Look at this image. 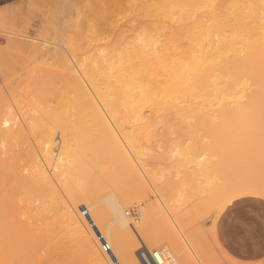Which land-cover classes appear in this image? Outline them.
Returning <instances> with one entry per match:
<instances>
[{
  "label": "bare ground",
  "instance_id": "bare-ground-1",
  "mask_svg": "<svg viewBox=\"0 0 264 264\" xmlns=\"http://www.w3.org/2000/svg\"><path fill=\"white\" fill-rule=\"evenodd\" d=\"M86 3L82 20L79 17L81 21L78 19L80 22L74 24V35L65 42L52 40L51 51L39 44L42 42L9 36L6 37L8 49L3 46L5 52L0 54V59L5 57L9 61L25 54L35 56L36 62L52 61L47 64L49 67L37 68L30 79L41 90L35 99L0 97V264H70L74 256L79 264H178V261L187 264V254H184L186 260L180 259L174 248L191 242L179 225L177 212L169 209L165 213L159 206L154 210L155 205L143 209V216L150 219L158 214L153 220L158 219L162 230L154 235L152 225L157 221L136 224L124 210L132 204L130 193L135 191L143 199L150 195L159 198L170 193L178 181L189 188L204 177L211 179L209 175L219 174L223 168L222 151L235 140L225 137V141L218 142L213 137L214 131L225 125H228L225 130L234 129L231 119L255 117L256 121V116L264 115V0H90ZM124 10L129 13L126 17ZM188 118L193 122L197 118L194 123L191 121L195 127H207L211 132L212 135L204 131L210 137L205 145L211 146L212 152L207 150L212 154L202 160L201 167L199 156L205 149L196 147L198 141L195 147L190 143L181 146L180 140L173 145L168 142L166 159L174 166L169 167L172 172L175 168L174 179L171 180L173 173L169 169L172 175L167 178L171 181L165 180L167 184L162 187H148L139 170L151 169L145 165L152 147L165 144L154 137L155 133L158 130L164 133L178 120ZM247 122L250 123L248 119ZM240 137L235 147L247 145L255 149L254 138L247 134L251 144L247 138L240 141ZM229 155L226 152L223 157L227 160ZM152 164L155 167L156 163ZM227 164L224 163V168ZM198 165L199 173L194 168ZM157 167L163 168L162 164ZM227 175L214 182L203 199L193 203L196 212L191 218L186 214L191 223L198 224L193 228L195 231L190 228L189 234L195 239H203L210 230L207 226L201 230L200 223L223 198L239 188L259 191L264 187L256 177ZM95 187L114 190L107 199L108 208L100 196L103 192L99 196L94 194ZM166 198L163 203L168 207ZM85 211L87 214L83 215ZM136 236L148 239L144 242L150 244L167 241L164 250L165 245H161L162 250L158 247L163 256L157 257V263H152L144 252H135ZM102 241L110 245L111 252L101 250Z\"/></svg>",
  "mask_w": 264,
  "mask_h": 264
},
{
  "label": "rangeland",
  "instance_id": "rangeland-1",
  "mask_svg": "<svg viewBox=\"0 0 264 264\" xmlns=\"http://www.w3.org/2000/svg\"><path fill=\"white\" fill-rule=\"evenodd\" d=\"M67 1H68V3H70L69 5L72 6V8H70V6L68 5ZM80 1H82V0H80ZM80 1H77V0H50L51 3L49 4V0H15L12 3L5 4L4 6L0 7V12H2V13H0V38H2L1 39L2 42H0V54H3L5 52L4 50L8 47L7 46L8 42H7L6 39L10 38V37H12V39H14L17 36H19V38H21V37L25 38L26 37L25 40L31 39L33 41H37L38 43L42 42V43H39V44L41 46L44 45L42 47H44V49L46 51H47L48 48H49L48 50L51 51V46L53 45V41L52 40L57 39V40H60V41L62 40V42H65V41L69 40V38H71L74 35V30H75V25H76L75 23L76 22L77 23L80 22L82 20V18H83L82 14H84L85 11H83L84 9L82 10V8L87 4L86 1L89 2L90 0H86V1L83 0L82 3ZM65 2H66V4H65ZM64 4H65V6H64ZM66 7H68L67 10H69V9L70 10L67 11ZM71 10H72V12H71ZM126 11H125V13H123V11H122V13L125 14V17L127 15H129V13H127L129 10L127 12ZM67 12H68V14H67ZM70 13H72V15ZM66 15H68V17ZM116 16H117V14L115 15V17ZM72 17H74V19ZM79 17H80L81 20L79 19ZM41 18H43L44 20L41 19ZM76 19H77V21H76ZM78 19L80 21H78ZM50 20H53V21H50ZM116 20H118V18ZM36 22H37V24H36ZM55 24H56V26H54ZM39 29H40V32H39ZM59 33L60 34L62 33V34L60 35ZM66 33H68L69 35L66 34ZM72 33H73V35H72ZM23 34H25V35H23ZM63 34H66V36L65 35H64L65 37L62 36ZM2 35H3V37H2ZM8 40H10V39H8ZM45 44L47 45V47H46ZM10 45H11V42L9 41V46ZM3 46L6 47V48H4ZM32 57H34V58H32ZM16 58L11 60V61H9V58H5V57H4V59H0L1 60L0 61V97H6L7 99H30V98L35 99L34 98L35 94H37L41 90H38L37 87H35L36 85L33 83L34 81L30 80V79H33L32 76L34 75V72L38 71L37 68H39V70H41L42 68L49 67L50 65H47V64L48 63L51 64L52 61L51 62H50V60L49 61L48 60L43 61V59H41V60L39 59L43 63L38 61L39 62V64H38V62H36L38 59L35 56H32V54H25V57L17 58V59ZM35 59H37V60H35ZM14 60L16 62H13ZM44 62H47V63L44 64ZM26 71H28V72H26ZM22 73L23 74L27 73V74L21 76ZM19 76H21V79H19ZM18 79L21 80V81H19ZM41 89H43V87H41ZM12 103H14V102L12 101ZM260 116L262 117L264 115H260ZM260 116H256L257 117L256 119H258L256 121H255V117L252 118V119L251 118H247L248 121H250V123L247 122L246 118H244V120L242 118H240V119L239 118L238 119H231V124H235L234 129H236V130L232 129L233 127L228 129V130L227 129L225 130V127H226V125H225L223 127L220 126L219 128H217V130L214 131L215 135H213V137L217 138L218 142L225 141V137H227V138L229 137L230 139L233 138L232 140H235L232 143H230L231 144V145H229L230 147L229 146L227 147L226 150H228V151H226V150L222 151V154H221L222 164H221V166H223V168H222L221 172H223V171L224 172L223 173L220 172L219 174H215L214 173L217 176V177L216 176L215 177L218 178V179H216L213 176L214 174H212V175H209L210 177L212 176L211 179H208V177H204L203 180L201 179V181L197 182L194 186L189 187V188L187 186H185V185L181 186V181H178L179 184L177 183L178 185L177 184L174 185V187H176V188L173 187L172 188L173 190L170 193L164 195L165 197L162 196V197H159V198H158V196L154 197V195H152V196L150 195V196L144 197V199H143L141 196H137V194H136L137 191H135L136 193H133L135 195L130 193L131 197H133L132 201H131L132 204L130 203V205H128V207L125 208L124 212H125L126 216L130 220H133L136 224H143V223L147 224V223H149L148 221H151V219L153 220V218H156L157 215H158V214H155L156 217H155V215H153L154 217L152 216L151 219L148 216H143V213H142L143 211L142 210L146 209L148 205H151V206L155 205L154 210L158 209L159 207H161L163 212H165V213H168V211L170 212V210L172 212L173 211L177 212L178 216H180V220L178 221L179 225L183 228L185 236L187 237L188 241H189V238H190L191 242L189 241L190 245L187 242H184L182 246L181 245H175L174 248L177 251L176 253L178 255V258L184 259V260L187 259L186 260L187 264H204V263L205 264H210V262H211V264H224V263L226 264V262H227V264H261V261H264V258L262 260L256 262V263H248V262H243L241 260H249V259H255V258L264 257V198H261L259 196H249V197H245V198L242 199V201L240 203H241L242 207L246 211V216H245V218L243 220H241L238 217H236L235 214H230V215H227L225 217V219H224L223 223L221 224V226L218 229L215 230V235H216L215 236V240H216V244L218 245L219 251H217L216 248L213 247L212 243L209 240L208 236L210 234L213 235V229L207 226V218L200 223V228H201V230H203V228H205V226H207L206 228H209L210 229V230L208 229L209 231L212 230V233L209 234L208 233L209 231L205 232L204 233L205 237L203 236L204 237L203 239H201V238L195 239L194 237H192V235L189 234L191 232L190 228L191 229L196 228V226L198 225L195 222L191 223V221L189 219V218H191L192 214L194 212H196L195 211L196 207H193V203L194 202L197 203L201 199H203V197H205L206 194L208 193L207 189L209 191V189H211V187L213 186L214 182H217V180L219 181V178L221 176H222L221 179H223L225 177H228V175L226 176V174H229V176H230L231 174L233 175V173H234V175H237V176L243 177V178L244 177L245 178L246 177L247 178L256 177L254 179H257L258 181H260L261 184L263 183V185H264V131H263L264 130V125L262 127V124H264V120H263L264 117L261 118ZM191 119L190 118H188L187 120L186 119H182L183 121H180L181 120L180 119V120L177 121V124H175V126L172 127L173 129L170 127L168 129L163 130L164 133L161 130L160 131L158 130V132H156L157 135L155 133L154 137L157 140L160 139L158 141H160V142L163 141V144L165 142V144L163 145L164 147H158L156 145L152 147V149L150 151V155H149L148 159L146 160L147 162H146V165H145V166H147V168L151 167V169L148 170L149 172L145 171L143 169V168H146V167H143L142 170H139V169H141L140 168L141 165H139L140 167L137 165L139 167V168L137 167V169L140 171V174L142 175L141 177H143V179H144V181H145V183L147 184L148 187H151V185L152 186H160V187H162L165 184H167V182H169V181L174 179V172H175L174 170H175V168H173V172H172V170L170 168H172L174 166L171 165V164L169 165V162L166 159L168 157L167 154H166L167 153L166 149H167V151H169V149H170L169 145H173L174 143L176 144V143L182 141V142H180L181 146H185L183 144H186V146L191 144V145H193L195 147V145L197 144V141H198L200 145L197 144L196 147L200 148V146H201V149H205V150H201L200 149L203 152L202 156L201 155L199 156L201 161L198 158L199 162L201 163V167H202V160L207 159V157L209 158L210 154H212L211 153L212 152L211 151L212 150L211 146L209 147V145H207V144L205 145V143H206L205 140L210 139V137L207 134L208 133L211 134V132H208L206 130L207 127H206V129L205 128L203 129V126L201 127L200 125H196V127H195V124H193V123L195 122V120H197V118L194 119V122L192 121L193 119L192 120ZM200 120H209V119L200 118ZM240 120L242 121L241 127L239 125V124H241ZM234 121H235V123H234ZM236 121L238 123H236ZM252 121L254 122V125H253ZM257 121H258V123H257ZM244 123H245V127H244ZM185 124L186 125L188 124L187 127H186ZM236 124H238V125H236ZM249 124H250V127H249ZM181 125H182V127H181ZM189 125H190L191 128H193L192 130L189 127ZM210 125L208 127H210ZM251 125H252V127H251ZM259 125H260L261 128L259 127ZM227 127H228V125H227ZM246 127H247V129H246ZM254 127H255V129H253ZM198 128H202L203 131H202V129L200 130ZM250 128H251V131L253 130V132L248 130ZM195 129H197V130H195ZM239 129H242V130L238 131ZM188 130H189V132H187ZM218 130H220V132ZM233 130L238 132V133H234L233 134V132H234ZM244 130H246V131H244ZM194 131H196V132H194ZM201 131H202V133H201ZM204 131H206L207 134ZM216 131H217V133H216ZM228 131H230L231 133H229V135L227 136ZM197 132H199L201 134H199ZM223 132H224V134H223ZM241 133H243L244 135H242ZM202 134L204 136H201ZM236 134H237L238 137L234 139V137H232V136L236 135ZM238 134L241 135V137L239 139L240 141H242L245 138H247L246 140L248 141V139H249L248 137L249 136L254 138L253 139V143L255 144L254 145L255 149L254 148L252 149L251 148L252 146H248L247 147V145L235 147V145H237L239 143V141H238L239 135ZM247 134H248V137H247ZM158 135H161L162 137L158 136ZM164 135L166 137H164ZM242 136H244V138ZM201 137L202 138L204 137V138L202 139ZM251 137H250L248 142H251V144H253L252 140H251ZM190 139H192V140H190ZM201 139L203 140V142H201L202 141ZM246 140H244V141H246ZM254 140L255 141L257 140V142L258 141L259 142L261 141V142L260 143L258 142L259 143L258 144L257 142H254ZM170 141H171V143H170ZM195 141H196V143H195ZM236 141H238V142H236ZM168 142H169V145H168ZM184 142H188V143H184ZM202 143H203V145H202ZM261 143H262V145H261ZM166 144H167V148L165 149V147H166L165 145ZM249 145H250V143H249ZM257 145H259L260 147L257 146ZM206 147H208V148H206ZM241 147H242V150H241ZM237 148H239V149L237 150ZM207 149H209L211 152L208 151ZM231 149H233V150H231ZM243 149L245 151H247V152H245ZM206 150H207V152H204ZM251 150H253V151L256 150V151L253 152ZM225 151L228 152L229 154H231V156L230 155L228 156L227 160L225 159V156L223 157L224 153L226 155ZM249 152H251V153H249ZM205 153H208V154L206 155ZM245 153H247V154H245ZM202 157H203V159H202ZM231 157H233V159ZM153 158H154V160H153ZM155 158L158 159L159 161H157ZM226 158H227V156H226ZM160 159H161V161L164 160L163 163L160 162ZM235 161L236 162L238 161V162L236 163ZM154 162L156 163L157 166H160L162 164L163 168L162 169H161V167L158 168L156 165L154 167V164H152ZM232 162L235 163V164H233ZM159 163H161V164L159 165ZM224 163H226V164L228 163L227 165H225L226 168H224ZM167 165H168V167L164 168ZM199 166L200 165L194 167L195 169H199L198 173L201 171V168ZM230 166H231L232 170L230 169ZM153 167H154V169L157 167L158 168V169H156L157 171L152 169ZM169 169L171 170L173 175H172V173L170 172ZM195 169H193V167L191 168V170L193 172H196ZM219 169H221V168H219ZM143 170H144V173H143ZM152 171H154V172H152ZM158 171H159V173H158ZM145 172H148L146 174L150 175V176L148 175L149 178L151 177L150 181H147L149 179H147L148 177H145L146 176ZM150 172H152V173L150 174ZM165 172L166 173L169 172V173L165 174ZM217 172H219V171H217ZM152 174H153V176H152ZM170 174L172 175V179L171 180H169V178H167V177H170ZM219 175H221V176L218 177ZM156 176H157V179H155ZM158 178H160V179L158 180ZM204 180H206V181H204ZM209 180L212 182V184H211V182ZM199 183H201V184H199ZM154 184H157V185H154ZM198 184H199L200 187L198 186ZM201 185H202V187H201ZM204 187H206V188H204ZM101 188L100 187H97V188L95 187L94 188V194L97 193L95 195L99 196L100 192H103V193H101L100 196L102 198H104L103 199L104 201H102V202L104 204H106L105 206H107L106 208H108L107 199H108V197H110V196H112L114 194V190L111 188L109 190H111L112 192L108 190L109 191V193H108L106 188H104V189L103 188L101 189ZM179 189H182V193H181V190H179ZM205 189H206V191H205ZM104 190H106V191H104ZM175 191H176V193H175ZM132 192H134V191H132ZM109 194H110V196H109ZM184 195H185V197H184ZM165 198L167 200H169V201L166 200L167 201L166 203H168L167 206L169 208L165 206V203H163V201L165 202ZM105 201H106V203H105ZM172 201L174 203H172ZM169 204H171V205H169ZM156 206H159V207L157 208ZM170 206H171V208H170ZM214 207H216V206H214ZM145 214H147V213H145ZM186 214H188L189 218H188V216ZM198 214H199V212H198ZM147 215H149V214H147ZM150 215H152V214L150 213ZM186 219H188L189 221H186ZM157 220L154 219L153 222L157 221ZM162 220L166 222L165 219H162ZM146 221H147V223H146ZM161 223H162V221H161ZM195 224H197V225L195 226ZM158 225H159L158 221L156 222V224L152 225V227L154 228V226H155V229H156V230L155 229L153 230V228H152V232H153L152 234L155 235V233H156V235H157L158 232L159 233L161 232L162 229ZM188 228H189V230H188ZM193 230L195 231L196 229H193ZM204 231H205V229H204ZM196 232H199V231L197 230ZM196 232H194V233H196ZM207 233H208V236H206ZM196 236H197V233H196ZM204 239L208 240V242H206ZM136 240H137V249L135 250V252L137 254L144 252L146 246L148 248H150V250H153V249H157L158 247L160 248L162 244L163 245L167 244V241L165 239H163V241L160 240L161 243L158 241V243H160L159 244L160 246L157 245V242L155 243L157 246L155 244H150L149 242L147 243V241L145 243L144 240H148V239H145L144 237L140 238V237L136 236ZM184 244H185V246H184ZM168 246H170V243L167 245V247ZM194 247L195 248L197 247V248L195 249ZM159 248H158V250H160V249L162 250V248H160V249ZM164 248H166V245L163 246V250H164ZM192 250H194L197 253V255H196V253H193ZM199 250H201L202 252L200 251V253H199ZM203 250H204L205 253L203 252ZM183 251L184 252L186 251L187 253L186 252L184 253ZM184 254H187V258L184 257L185 256ZM220 254H222V255H220ZM29 257H31V255L27 257V259L30 261ZM224 258H226L227 260L224 259ZM71 259L73 261L71 260L72 262H70V264H79L77 256L71 257ZM186 261H184V262H186ZM178 264H181V261H178Z\"/></svg>",
  "mask_w": 264,
  "mask_h": 264
},
{
  "label": "snow or ice",
  "instance_id": "snow-or-ice-1",
  "mask_svg": "<svg viewBox=\"0 0 264 264\" xmlns=\"http://www.w3.org/2000/svg\"><path fill=\"white\" fill-rule=\"evenodd\" d=\"M9 125L7 120L4 122V127L7 128ZM259 195L264 198V187H261L259 191L250 188H239L236 189L232 194L226 196L220 201L217 206L210 212L207 217V226L212 228L213 231L218 229L223 223L225 217L230 214H235L236 217L243 220L246 216V211L241 205V201L245 196ZM209 240L213 247L219 251L218 245L213 235H209ZM211 264V262H210ZM264 264V261H261Z\"/></svg>",
  "mask_w": 264,
  "mask_h": 264
},
{
  "label": "built area",
  "instance_id": "built-area-1",
  "mask_svg": "<svg viewBox=\"0 0 264 264\" xmlns=\"http://www.w3.org/2000/svg\"><path fill=\"white\" fill-rule=\"evenodd\" d=\"M87 214V212L85 211L83 215ZM100 248L102 251H104L105 253H108V252H111V247L110 245L105 242V241H102L101 242V245H100ZM144 253L148 256V258L150 259V261L153 263H157V257H160V256H163V253L161 250H158V249H153V250H148L146 247H145V251Z\"/></svg>",
  "mask_w": 264,
  "mask_h": 264
},
{
  "label": "crops",
  "instance_id": "crops-1",
  "mask_svg": "<svg viewBox=\"0 0 264 264\" xmlns=\"http://www.w3.org/2000/svg\"><path fill=\"white\" fill-rule=\"evenodd\" d=\"M15 0H0V7L4 6L5 4H9L14 2ZM264 257L261 258H255V259H249V260H241L243 262H248V263H256L260 260H262Z\"/></svg>",
  "mask_w": 264,
  "mask_h": 264
}]
</instances>
